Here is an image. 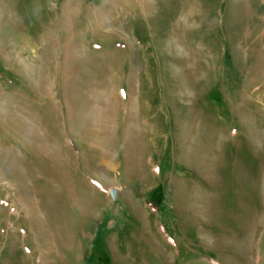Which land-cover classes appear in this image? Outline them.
Masks as SVG:
<instances>
[{
  "label": "rangeland",
  "instance_id": "374dc122",
  "mask_svg": "<svg viewBox=\"0 0 264 264\" xmlns=\"http://www.w3.org/2000/svg\"><path fill=\"white\" fill-rule=\"evenodd\" d=\"M0 264H264V0H0Z\"/></svg>",
  "mask_w": 264,
  "mask_h": 264
}]
</instances>
